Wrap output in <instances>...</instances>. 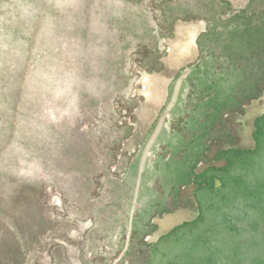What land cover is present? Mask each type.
I'll list each match as a JSON object with an SVG mask.
<instances>
[{
    "label": "rangeland",
    "instance_id": "obj_1",
    "mask_svg": "<svg viewBox=\"0 0 264 264\" xmlns=\"http://www.w3.org/2000/svg\"><path fill=\"white\" fill-rule=\"evenodd\" d=\"M262 92L264 0H0V264H264Z\"/></svg>",
    "mask_w": 264,
    "mask_h": 264
},
{
    "label": "bare ground",
    "instance_id": "obj_2",
    "mask_svg": "<svg viewBox=\"0 0 264 264\" xmlns=\"http://www.w3.org/2000/svg\"><path fill=\"white\" fill-rule=\"evenodd\" d=\"M187 32V31H186ZM185 38V37H184ZM181 46V44H180ZM184 46V45H183ZM174 48V46H173ZM181 49V48H180ZM185 51L188 52V49L185 48ZM178 53V51H177ZM190 53V52H189ZM176 54V53H175ZM178 55V54H177ZM186 57V56H185ZM175 60V59H174ZM166 74V73H165ZM147 75V74H146ZM146 77V76H145ZM144 77V79H145ZM160 77V76H159ZM152 78V77H151ZM162 80V79H161ZM149 81V80H148ZM150 87V86H149ZM149 96V94H148ZM156 98V97H155ZM148 99V97H147ZM151 99V98H150ZM148 99V100H150ZM162 102V101H161ZM247 110V108H246ZM248 111L250 113V116L246 119V117L248 116ZM243 116V118L237 117L236 119H234V122H238V123H242V130L239 132L240 137L243 139L244 143H240L238 145H233L232 148H249L253 145V142L250 141V135L253 132V128H252V121L254 120L255 117H257L256 119H260L261 117L264 116V105H258L257 103H253V105L248 108L246 115H241ZM255 119V120H256ZM254 120V121H255ZM243 121V122H242ZM245 139V140H244ZM220 149H226V147H221L218 148V150ZM193 192V187L191 189H188L186 191L187 194L192 195ZM197 206V205H196ZM195 206L194 203V198L192 197V205L189 209L186 210H178L175 214H169L165 216L164 220L162 219H158V222L161 224L162 228L164 229L163 232H165L166 230L171 229L172 227H177V226H181L184 223H188V222H193L195 220V218H197L198 215V211L197 208ZM158 226V225H157ZM161 230V229H160ZM159 233V232H158ZM159 237V235H157L155 237V240Z\"/></svg>",
    "mask_w": 264,
    "mask_h": 264
},
{
    "label": "flooded vegetation",
    "instance_id": "obj_3",
    "mask_svg": "<svg viewBox=\"0 0 264 264\" xmlns=\"http://www.w3.org/2000/svg\"><path fill=\"white\" fill-rule=\"evenodd\" d=\"M263 93V92H262ZM261 93V94H262ZM261 94H260V96L257 98V100L261 97ZM252 101V102H250V104L249 105H247V106H245V107H247V110H248V108H250L252 105H253V103H257L258 105H260L259 103H258V101ZM252 103V104H251ZM244 107V108H245ZM243 112H244V109H243ZM242 112V114L241 115H243L244 113ZM241 115H237V116H235V117H233V118H230V121L231 122H233V123H238V122H234L233 120L234 119H236L237 117H240V118H243V116H241ZM250 116V113H249V111H248V116L246 117V119L248 118ZM257 117H259V116H257ZM257 117H255L254 118V120L257 118ZM264 117V116H263ZM263 117H261V118H263ZM254 120L252 121V128H253V122H254ZM243 122V121H242ZM244 127V126H243ZM242 127V128H243ZM242 128L240 129V131L242 130ZM239 131V132H240ZM253 131H254V129H253ZM253 133V132H252ZM236 136L238 137V133L236 132ZM251 136V135H250ZM242 139V138H241ZM238 144H240V143H238ZM238 144H230V145H212L211 146V150H210V152H209V155H211V156H214V155H216L217 154V152L219 151L218 150V148H221V147H226V149L225 150H227V149H238V148H232V146L233 145H238ZM190 195V194H189ZM191 207V205L188 207V208H180V209H182V210H186V209H189ZM179 209V210H180ZM178 211V210H177ZM177 211H175V212H173V213H167V215H169V214H175ZM165 216H166V214L165 215H163V216H161V217H157V218H155L154 220H153V225L155 226V228H156V233H155V236L153 237V239L152 240H155V237L157 236V235H159V237L160 236H162V235H165V234H168V233H170L174 228H176V227H172L171 229H169V230H166L165 232H163L164 231V229L162 228V226H161V224L158 222V219H162V220H164V218H165ZM188 223H191V222H188ZM185 224V223H184ZM183 224V225H184ZM156 225H158L159 226V230L157 231V226ZM178 227V226H177ZM161 229V230H160ZM159 232V233H158ZM158 237V238H159ZM157 238V239H158ZM156 239V240H157Z\"/></svg>",
    "mask_w": 264,
    "mask_h": 264
},
{
    "label": "crops",
    "instance_id": "obj_4",
    "mask_svg": "<svg viewBox=\"0 0 264 264\" xmlns=\"http://www.w3.org/2000/svg\"><path fill=\"white\" fill-rule=\"evenodd\" d=\"M261 119V118H260ZM233 124H237L239 127H238V129H237V133H238V138H239V130L242 128V124H240V123H233ZM253 129H254V131L256 130L255 129V126H254V124H253ZM254 131H253V133L251 134V136H250V141H252L253 142V145L251 146V147H249V148H243V147H241V148H238V149H233V150H243V149H251V148H253V146H254V139H253V135H254ZM239 141H238V143H244L243 142V139H238ZM245 140V139H244ZM238 143H234V144H238ZM223 145V144H222ZM224 145H230V144H224ZM230 150H225V149H220L218 152H217V154L218 153H223V152H229ZM209 152H210V150L208 151V154H209ZM210 159H211V157H209ZM195 187V186H194ZM196 190V189H195ZM189 197H191L190 198V200H191V203H192V197L194 198V196H193V194L192 195H189V194H187ZM194 202H195V200H194Z\"/></svg>",
    "mask_w": 264,
    "mask_h": 264
},
{
    "label": "water",
    "instance_id": "obj_5",
    "mask_svg": "<svg viewBox=\"0 0 264 264\" xmlns=\"http://www.w3.org/2000/svg\"><path fill=\"white\" fill-rule=\"evenodd\" d=\"M257 101H258V103H259L260 105H264V92L261 94V97H260ZM251 104H252V103H251ZM246 108H247V107L244 108V112H243L244 114H243V115H246V113H247ZM257 120H258V119H256V120L253 122V124H255V122H256ZM240 124H242V123H240ZM254 133H255V131H254ZM239 139H241L240 134H239ZM228 150H233V149H228ZM185 224H187V223H185ZM156 226H157V225H156ZM181 226H183V225H181ZM178 227H180V226H178ZM176 228H177V227H176ZM174 229H175V228H174ZM174 229H173V230H174ZM157 230H159V226H157ZM173 230H172V231H173ZM172 231H171V232H172ZM168 234H169V233H168ZM165 235H167V234H165ZM165 235H162V236H160V237H163V236H165ZM160 237H159V238H160Z\"/></svg>",
    "mask_w": 264,
    "mask_h": 264
}]
</instances>
